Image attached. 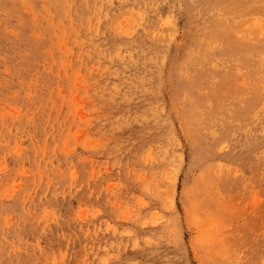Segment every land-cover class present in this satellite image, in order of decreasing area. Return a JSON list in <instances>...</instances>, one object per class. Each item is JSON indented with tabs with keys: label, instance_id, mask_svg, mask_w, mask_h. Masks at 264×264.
Instances as JSON below:
<instances>
[{
	"label": "rangeland",
	"instance_id": "374dc122",
	"mask_svg": "<svg viewBox=\"0 0 264 264\" xmlns=\"http://www.w3.org/2000/svg\"><path fill=\"white\" fill-rule=\"evenodd\" d=\"M0 264H264V0H0Z\"/></svg>",
	"mask_w": 264,
	"mask_h": 264
},
{
	"label": "bare ground",
	"instance_id": "6f19581e",
	"mask_svg": "<svg viewBox=\"0 0 264 264\" xmlns=\"http://www.w3.org/2000/svg\"><path fill=\"white\" fill-rule=\"evenodd\" d=\"M79 38L78 36H75L74 39H77ZM132 52V51H131ZM134 53V52H132ZM131 53V54H132ZM133 56V55H132ZM135 57V56H134ZM258 63V61H257ZM156 111V110H155ZM150 112L152 113L153 111L150 109ZM259 114L257 113V116ZM215 134V133H214ZM213 142V141H212ZM177 141L174 137L173 134H170L166 137V139L164 140V142H162V147H161V155H164V158L167 160V161H170L171 160V156L174 154V152L176 151L175 147L177 146ZM212 257L214 258L215 255L211 254Z\"/></svg>",
	"mask_w": 264,
	"mask_h": 264
}]
</instances>
